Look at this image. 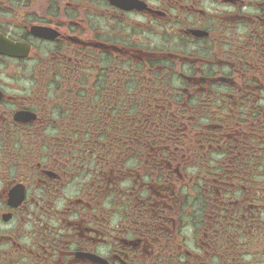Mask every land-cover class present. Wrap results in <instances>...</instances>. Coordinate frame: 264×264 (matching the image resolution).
Instances as JSON below:
<instances>
[{
  "label": "flooded vegetation",
  "instance_id": "1",
  "mask_svg": "<svg viewBox=\"0 0 264 264\" xmlns=\"http://www.w3.org/2000/svg\"><path fill=\"white\" fill-rule=\"evenodd\" d=\"M264 256V0H0V264Z\"/></svg>",
  "mask_w": 264,
  "mask_h": 264
},
{
  "label": "rangeland",
  "instance_id": "2",
  "mask_svg": "<svg viewBox=\"0 0 264 264\" xmlns=\"http://www.w3.org/2000/svg\"><path fill=\"white\" fill-rule=\"evenodd\" d=\"M249 262H251V264H264V256L258 257V260L252 258L251 260H249Z\"/></svg>",
  "mask_w": 264,
  "mask_h": 264
}]
</instances>
